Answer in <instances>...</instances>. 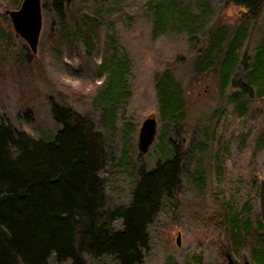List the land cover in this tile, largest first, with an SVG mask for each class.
Segmentation results:
<instances>
[{"label":"rangeland","instance_id":"1","mask_svg":"<svg viewBox=\"0 0 264 264\" xmlns=\"http://www.w3.org/2000/svg\"><path fill=\"white\" fill-rule=\"evenodd\" d=\"M14 1L0 0V118L32 134L48 135L57 127L52 103L89 117L109 151L100 175L111 206L129 200L140 165L152 167L175 144L183 159L179 184L163 198L148 226L142 264L250 261L248 244L237 252L231 247L227 212L229 206L237 212L247 209L256 234L258 181L264 178V89L258 92L247 73L264 39V0L253 13L222 0H174L193 12L209 6L208 16L201 25L195 22L192 32L171 27L167 19L163 27L154 24L156 3L165 6L170 0H62L60 13L53 0H41L35 53L4 13L15 7ZM92 19L96 22L86 40L83 20ZM218 24L226 35L244 34L239 63L223 89L216 66L196 70L207 31ZM166 72L182 88L180 119L159 112L155 82ZM147 115L155 117L157 129L147 151L139 153L137 133ZM84 258L85 264H116L111 256Z\"/></svg>","mask_w":264,"mask_h":264},{"label":"trees","instance_id":"2","mask_svg":"<svg viewBox=\"0 0 264 264\" xmlns=\"http://www.w3.org/2000/svg\"><path fill=\"white\" fill-rule=\"evenodd\" d=\"M222 1L241 4L252 13L262 3ZM13 4L16 7L19 0ZM52 5L60 13L62 0H53ZM155 8V25L163 27L162 20L167 19L171 27L190 32L195 30V22L203 23L209 10L206 6V11L193 12L174 0L165 6L156 3ZM94 20H83L88 24L84 28L86 40ZM206 36L197 54L196 70L203 73L216 66L223 89L239 63L244 34L237 30L226 35V29L218 24ZM250 66L248 81L261 93L264 39L258 42ZM233 83L247 90L241 81ZM155 88L160 114L182 118V88L171 74L163 73ZM239 104L242 110V102ZM50 110L57 127L48 135L32 134L0 118V264H51V260L85 264V255L111 256L116 264H142L143 249L149 241L148 226L163 198L179 184L183 159L177 146L172 143L170 155L156 160L152 167L140 165L129 200L111 206L100 175L110 158L103 134L89 117L69 106L52 103ZM246 210L237 212L228 207L229 242L236 252L248 244L250 263L264 264V222L259 214L255 221L258 231L253 234ZM116 219L120 220L118 227L114 225Z\"/></svg>","mask_w":264,"mask_h":264},{"label":"water","instance_id":"3","mask_svg":"<svg viewBox=\"0 0 264 264\" xmlns=\"http://www.w3.org/2000/svg\"><path fill=\"white\" fill-rule=\"evenodd\" d=\"M4 13L8 16L14 33L25 41L32 53H35L42 26L41 0H20L18 6L5 8ZM156 129L157 122L154 116L147 115L143 118L137 133L139 153L147 151L155 137ZM258 209L264 222V178L258 181ZM176 242L178 243V236ZM238 264L251 263L247 258H243Z\"/></svg>","mask_w":264,"mask_h":264},{"label":"clouds","instance_id":"4","mask_svg":"<svg viewBox=\"0 0 264 264\" xmlns=\"http://www.w3.org/2000/svg\"><path fill=\"white\" fill-rule=\"evenodd\" d=\"M102 83H103V81H98V82H97V84H102Z\"/></svg>","mask_w":264,"mask_h":264}]
</instances>
